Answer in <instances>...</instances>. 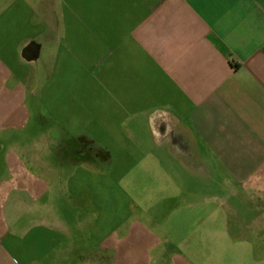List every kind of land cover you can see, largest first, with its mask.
Instances as JSON below:
<instances>
[{"label":"crops","instance_id":"1","mask_svg":"<svg viewBox=\"0 0 264 264\" xmlns=\"http://www.w3.org/2000/svg\"><path fill=\"white\" fill-rule=\"evenodd\" d=\"M21 8L31 17H12ZM0 11L16 37L0 38V264H217L198 254L200 234L230 238L234 218L264 235V0H0ZM157 151L215 189L180 191L183 215L203 211L194 249L157 216L106 226L93 210L85 176Z\"/></svg>","mask_w":264,"mask_h":264},{"label":"rangeland","instance_id":"2","mask_svg":"<svg viewBox=\"0 0 264 264\" xmlns=\"http://www.w3.org/2000/svg\"><path fill=\"white\" fill-rule=\"evenodd\" d=\"M21 9L12 12V17H16V19L31 17L28 10ZM9 13L10 11L5 13L0 11V38L8 41V46L14 47L16 45L15 34L9 33L8 27L5 28L3 25L8 21ZM63 78L61 83L65 85L67 75L65 74ZM55 98L59 101L64 99L60 104L66 103L67 95L59 92V96ZM65 106L67 107V104ZM61 108L52 109L57 112ZM62 109L67 114L68 108ZM46 111L44 113H47ZM77 113L82 114V109L77 108ZM128 141L130 142V140ZM108 142L109 139H106V143ZM162 151H157L156 155L148 156L119 154L113 165L105 166L107 164L102 163L103 166H99L102 169L98 167L97 170L91 172V175L85 176V182L96 206L93 210L100 212L106 218V226L111 221H115L117 217L125 219L140 212L144 215L157 216L164 227L161 228L162 232L171 242L181 245L185 239L191 240L190 248H193V244H196L199 238V236H193L195 233L194 223L199 215L197 212L201 215L203 211L190 207L184 209L187 213L183 215L179 206L180 191L188 189L189 192L198 191L202 196H208L215 192V189L198 186L196 174L190 175L181 170L180 164L174 161L167 152L163 153ZM187 181L189 187H186ZM164 197L170 198V201L153 202L163 200ZM174 207V210L171 209ZM225 220L220 219V224ZM209 222L207 220V223ZM229 222L232 226L230 238H228L226 229L224 231L222 227L213 238L210 234H200L202 238L200 244L203 245V250L198 254L201 259L205 263L215 260L217 264H255L254 261H259L257 264H260L261 259H264V235L261 234L259 225L254 224L250 229H247L242 228L240 222L234 218ZM191 243L189 241L190 245ZM212 244L216 250H212ZM232 245L235 246L234 251L229 252L228 247Z\"/></svg>","mask_w":264,"mask_h":264}]
</instances>
